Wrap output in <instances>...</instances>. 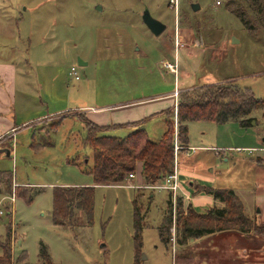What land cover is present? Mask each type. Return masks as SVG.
<instances>
[{"label":"rangeland","instance_id":"374dc122","mask_svg":"<svg viewBox=\"0 0 264 264\" xmlns=\"http://www.w3.org/2000/svg\"><path fill=\"white\" fill-rule=\"evenodd\" d=\"M193 3L201 8L194 11ZM172 4V0H0V134L13 127L8 132L11 138H0V172L12 173L14 182L11 194L0 196L4 211L0 243L10 225L11 264H47L41 256L43 245L56 264H135V199L146 215L139 264H264V102L247 126L238 120L189 121L190 149L182 157L188 145L178 141L181 153L176 159L179 170L200 171L212 177L210 186L235 190L259 233L228 230L179 245L178 200L182 197L187 211L189 197L154 187L164 178L147 184L128 176L122 184L108 185L96 183L90 173L94 149L85 146L84 120L97 122L89 111L104 113L130 105L127 102L166 99L157 104L163 112L139 121H144L142 128L152 140H159L171 117L176 139L182 92L204 83L234 82L264 99V29L249 30L227 0ZM145 8L167 24L160 36L143 21ZM74 65L79 79L71 74ZM8 67L12 69L6 80L1 71ZM90 106L95 108H86ZM138 110L126 113L138 115ZM135 123H110L125 126L107 128L103 134L125 137ZM82 185L96 187L93 222L80 214L75 225H56L55 187ZM192 187L198 192L202 188ZM170 193L176 211L166 244L159 226ZM179 255L190 258L181 262Z\"/></svg>","mask_w":264,"mask_h":264},{"label":"trees","instance_id":"16d2710c","mask_svg":"<svg viewBox=\"0 0 264 264\" xmlns=\"http://www.w3.org/2000/svg\"><path fill=\"white\" fill-rule=\"evenodd\" d=\"M231 11L236 14L244 25L256 32L264 29V0H227ZM264 102L259 99L249 87H241L236 83L210 82L204 83L190 91L182 92L177 108V136L178 141L188 145V122L199 119H211L216 122L231 120L240 121L241 125H250L255 118L253 111ZM163 112V111H162ZM81 117V116H80ZM167 117V116H166ZM84 118V117H82ZM140 120V119H139ZM135 120L134 130L125 137L103 134L107 128L121 127L125 124L99 125L85 118L88 129L85 146L94 149V166L90 173L98 184H122L130 173H136L141 166L143 180L147 184L155 183L174 171L176 164L175 124L171 117H167V131L159 140H152L145 128L144 121ZM131 122V121H129ZM13 174L0 172V196L11 194L13 186ZM95 186H59L54 190L53 221L56 225H75L78 215H85L88 223L93 222L95 207ZM203 190L213 196L216 204L207 212H199L192 203H189L185 211L184 200L179 197L178 214V244L187 245L190 239H198L202 236L234 230L246 234L259 233L255 220L247 216L243 201L233 189L214 188L204 186ZM19 196H23L20 192ZM33 195L26 197L32 201ZM171 193L168 198V207L163 214V220L159 226V233L163 241L168 244L171 238L173 224V201ZM135 212V246L136 262L139 264V256L143 246V220L146 215L134 200ZM258 231V232H257ZM12 229L7 227V236L4 243H0L4 255L0 261L6 264L12 263ZM41 256L47 264H56L49 258L45 245L41 250ZM24 258V257H23ZM179 260L189 259V255H179ZM177 259L179 263H181Z\"/></svg>","mask_w":264,"mask_h":264},{"label":"crops","instance_id":"0c3cea01","mask_svg":"<svg viewBox=\"0 0 264 264\" xmlns=\"http://www.w3.org/2000/svg\"><path fill=\"white\" fill-rule=\"evenodd\" d=\"M14 68V67H13ZM12 68L8 67L7 70H2L1 74L4 79L8 78L10 76V70ZM8 80V79H6ZM219 82V81H216ZM207 84V83H206ZM209 84V83H208ZM159 97V96H157ZM162 100H166V99H155L152 100L150 102H146V103H139V101L136 102H132L129 103L127 102V104L130 105H124V107H119L116 110H105L104 113H95V112H88L87 114H89V117L94 120L97 123H104V124H109V123H123V122H129V121H135V120H139L142 119L144 117V115L147 116L148 115H154L155 113H158L159 111L162 110H158L157 104H159V102H161ZM174 100L170 99V104L169 106L172 105ZM135 107H139V110L136 113H140L138 115H133L130 116L131 114H127L126 110L131 109V108H135ZM147 107V110L149 112H145V108ZM164 109L166 108L165 106H163ZM87 109H92L95 108L94 106H90V107H86ZM112 112V113H111ZM10 129H13V127H11ZM8 131H4L0 134V138H3L5 136H9L10 138L12 137ZM190 149V145L188 144L187 149L185 151V153L183 154L182 157L186 156L188 154L187 150ZM180 150L177 151V157H179L180 155ZM183 153V152H182ZM139 168L141 170V166L139 165ZM185 168H180L179 171V178L182 179L181 181V185H183L182 187V191H185L188 193L189 196H186V198L188 199L189 197V203H192L194 205V207L200 211V212H205L204 210L206 208H209L210 206H214L215 204H217V202L215 201V199L213 198V196L211 194H209L208 192L203 190L204 186H209L210 181L212 180V177L204 174L200 171H193V172H187L184 170ZM139 170V169H138ZM139 170V174H136L135 176V180L137 181V183H142L143 177L142 174ZM184 183L187 184L188 189H186V187L184 186ZM194 184V186L196 185L197 187H202L199 192L197 190V188H195L194 190H192V185ZM190 187V188H189ZM213 187V186H211ZM216 188V187H214Z\"/></svg>","mask_w":264,"mask_h":264},{"label":"built area","instance_id":"2783aa9c","mask_svg":"<svg viewBox=\"0 0 264 264\" xmlns=\"http://www.w3.org/2000/svg\"><path fill=\"white\" fill-rule=\"evenodd\" d=\"M173 2V6L175 7H178L179 5V0H172ZM218 3L220 4L221 3V0H218ZM167 66L174 72H176V68L174 66V64L172 63H168ZM71 74H73L75 76V78L79 79L80 78V75L78 74L77 72V67L74 65L72 66L71 68ZM176 95H178V92L176 93ZM179 142H178V137H177V134H176V139H175V149H176V156H177V151L179 150ZM179 171H178V168H177V165L175 164V168H174V171L167 174L164 179H163V183L162 184H156L154 187H161V188H166V189H169L171 190L174 194H179V193H184L186 196H189L187 192L185 191H182V185H181V182L179 180ZM129 177L130 178H135V173H130L129 174ZM134 186V185H133ZM171 192V193H172ZM172 193V194H173ZM184 194H179V195H183L185 197ZM173 209H174V212L176 211V207L175 205L173 204ZM3 213V210L0 209V215Z\"/></svg>","mask_w":264,"mask_h":264},{"label":"water","instance_id":"95a60500","mask_svg":"<svg viewBox=\"0 0 264 264\" xmlns=\"http://www.w3.org/2000/svg\"><path fill=\"white\" fill-rule=\"evenodd\" d=\"M97 8L101 9V6L99 5ZM200 8H201L200 3H193L194 11H197ZM142 18H143V21L148 26V28L151 30V32L155 36H160L167 28V24L163 22L162 20L158 19L157 17H154L148 8L144 9ZM235 41H238V40L233 39V42ZM80 64H86V62H83L80 60ZM7 153L10 154L11 151L7 150Z\"/></svg>","mask_w":264,"mask_h":264},{"label":"bare ground","instance_id":"6f19581e","mask_svg":"<svg viewBox=\"0 0 264 264\" xmlns=\"http://www.w3.org/2000/svg\"><path fill=\"white\" fill-rule=\"evenodd\" d=\"M3 213H4V211H3ZM3 213H2V214H3ZM2 214H1V215H2ZM1 215H0V216H1Z\"/></svg>","mask_w":264,"mask_h":264}]
</instances>
